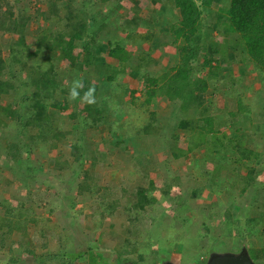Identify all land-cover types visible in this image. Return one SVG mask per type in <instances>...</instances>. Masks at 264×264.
<instances>
[{
	"label": "rangeland",
	"instance_id": "374dc122",
	"mask_svg": "<svg viewBox=\"0 0 264 264\" xmlns=\"http://www.w3.org/2000/svg\"><path fill=\"white\" fill-rule=\"evenodd\" d=\"M49 1L37 0L35 7L47 9L50 6L47 5ZM21 2L25 3L27 0ZM229 2L230 0H215L209 12L202 8L204 16L209 17L216 11L223 13ZM161 6H164L165 12ZM170 8L169 0H160L155 5L150 0H139L137 5L127 1L108 4L91 2L90 13L99 14L98 24L103 23L108 27V30L105 28L107 32L103 41L118 42L126 50L123 62L115 66L101 65L102 72L94 69V66L87 67L81 77L76 74L72 64L57 56L56 51L43 52L42 56L33 59H25L23 56L18 63L12 57H8L6 61L12 70L10 76L15 82L10 93L0 95V105L12 109L14 114L0 113V223L8 218V212L5 214L7 208H12V213H18L21 207L30 209L39 223L37 227L29 225V233L32 234L38 229L44 230L45 220L49 224L48 227L57 233L50 238L49 244L53 248L58 247L59 243L63 244L61 252L66 254L61 257L72 256L70 264H204L209 254L214 251L235 254L241 249L259 252L264 250V77L243 52H237L236 58L231 59L236 62V73L233 72L232 62L228 61L215 69L216 75L213 79L218 87L224 83L222 88L230 96L239 98V103L246 111L236 110L235 99L234 102L227 100L228 98L221 97L212 88H207L205 98L207 101H219L222 98L220 101H225L228 105L227 109L218 112L225 113L219 115L215 132L237 140L241 138V134L249 143L248 147L262 156L258 162L249 163L257 164V167H254L259 174L254 175L256 180L246 195L239 194L231 184L237 174H240L239 178H244L247 174L245 168L234 167L231 162L218 157L212 160L207 158L209 155L202 146L192 150L185 157L172 156L178 148L187 147L188 133L176 128L174 120L164 113L162 104L167 101L161 98V95L157 97L153 103L154 109L151 110L157 112L158 119H162L159 135L136 134V131L153 117L146 111L145 103H142L147 97L146 79H158L161 83L174 73V66L178 64L176 45L168 28L174 18ZM131 18L146 23L141 24L139 31L151 34L149 42L125 38L127 29L124 30V22ZM41 25H44L43 21ZM33 30H36V25L29 23L26 34L30 37L31 44ZM12 37L10 34L2 36L1 41L5 49ZM100 37L99 34L97 40ZM212 38L216 43L222 41L221 36L216 33ZM31 46L30 49H33ZM78 46L79 50L82 45ZM105 53L101 52L102 55ZM201 55L200 50L199 61L202 59ZM3 58L6 59L5 56ZM55 58L59 59L57 68L64 79L65 89H69L74 78L82 79L84 86L89 83L99 85L98 103L106 104L109 112L113 113H108L111 121L108 127L82 129L80 119L84 113L82 114L80 109L87 104L81 103L80 100L69 101L68 92L51 99L43 98L40 103H32L27 98L33 90L28 75L37 64L45 69L50 64L47 60L52 61ZM22 63H26L23 70L19 67ZM198 75L187 72L184 78ZM110 77L113 80L109 81ZM130 90L135 91L133 97H136V102L142 104L136 107L132 104ZM101 98L107 101L103 102L104 99ZM54 102L59 105L66 103L67 109H54L51 107ZM39 110L45 111L53 122L61 125L65 131L72 132L56 149L44 147L29 137L36 133L37 129L22 127L24 122L32 119L34 113ZM227 111L231 113L227 115ZM251 118L252 123L249 122ZM80 137L83 138L82 143L87 142V139L95 141L88 153L91 159L96 157L102 166L99 172L103 173V180L100 182L106 185L103 187L110 200H106L101 206L115 210L116 204L119 208L114 215L107 214L103 217H100L97 209L90 213L93 218L88 221L84 219V214H87L85 211L79 215L76 224H67L68 218L64 220L63 227H60L58 218L61 214L63 219L62 211L67 210L68 217L71 210H83L82 203L77 199L75 186L87 170H81L79 164L68 163L70 166L67 169L59 171L50 167V164L55 160H68L69 145L80 142ZM12 141L20 144L21 155L18 156V163L5 158L6 145ZM45 173L49 175L47 182L43 181ZM176 175L183 177V183L180 187H172L168 192L169 197L177 198L176 201H173V204H161L163 219L171 218L169 221L172 224L163 230L168 231L170 235L165 238L162 233L163 237L158 240L155 250L142 248L139 244L130 245L123 237L116 239L112 231L113 226L121 229L129 226L124 218L128 214L124 211L126 208L132 210L133 223L142 222V227L153 230L149 224L153 220H161L158 218L160 215L156 216L154 212L157 207L160 209V205L156 202L141 210L138 203L154 195L157 201H164V181ZM210 177L216 180V184L210 185ZM150 181L154 182L155 190L150 188ZM198 189H203L202 195L192 200V192ZM55 197L57 200L51 204ZM150 216L152 217L149 219ZM105 222H112L113 225L108 227ZM134 231L132 233L137 234ZM4 232L6 228H0V245L3 246L0 247V264H7L6 261L11 257L17 258L18 264H36L38 257L27 254L25 244L20 242L18 237L2 236ZM130 236L135 237L134 234ZM214 241L218 248L213 251L210 246ZM196 243L202 246V252L194 247ZM9 248L13 249V253L9 254ZM140 255L142 258H139ZM248 255L255 264H264V253H261L260 257L255 255V258L250 253Z\"/></svg>",
	"mask_w": 264,
	"mask_h": 264
},
{
	"label": "trees",
	"instance_id": "16d2710c",
	"mask_svg": "<svg viewBox=\"0 0 264 264\" xmlns=\"http://www.w3.org/2000/svg\"><path fill=\"white\" fill-rule=\"evenodd\" d=\"M36 1L27 0V2L22 3L21 0H0V95L10 93L14 87L15 81L10 76L12 70L9 69L10 65L6 63L8 57H12L18 63L24 58L23 56H25V59H33L42 56L43 52L51 53L56 51L57 56L72 64L73 69L77 71L76 74L81 77H83L82 73L87 67L94 66V69L97 68L99 72H102V69H100L101 65L105 66L108 64L115 66L124 61L126 50L118 42L103 41L104 35L107 32L105 28L108 30V27L103 23L98 24L97 16L99 14H91L89 5L93 1H99L102 4L127 1L137 5L139 0H50L47 3L50 6L47 9L35 7ZM214 1L169 0L171 5L170 10L173 11L174 18L171 20L168 28L173 35V41L176 45L178 64L174 66V73L161 83L158 79H146L147 97L142 103H145L147 106L146 111L150 112L153 117L140 130H137L136 134L145 136L159 135L162 119H158L157 112L151 110L154 109L153 103L161 95V98H165L167 101L162 104L164 113L174 120L176 128L188 133L187 147L185 149L178 148V151L172 153V156L174 158L185 157L192 150L202 146L209 155L207 158L212 160L214 157H218L231 162L234 167L245 168L247 174L244 175V178L240 177V179V174H237L231 184H233V187L237 189L239 194L246 195L253 181L256 180L254 175L259 174V171H256L255 168L257 164H254V162H258L262 156L248 147L249 143L241 134L239 135L241 138L237 140L215 132V123L219 115L222 116L225 113L223 111L218 114V112L227 109L228 105L225 101H220L222 98L219 101H207L205 92L207 88H212L221 97L228 98L227 100L230 99L234 102L235 99V103H237L236 110L246 111L239 103V98L230 96L222 88L224 83L223 86L219 85L218 87L213 78L216 75L215 69L228 61L232 62L233 72L236 73L238 71L235 65L236 62L233 61V58H236L237 52H243L248 61L264 77V0H230L227 9L223 13L216 11L211 13L209 17L204 16L202 8L209 12V8ZM150 2L155 5L160 0H150ZM163 8L164 6H161V9ZM163 12H165V9H163ZM86 13H89V15ZM42 21L44 25H41ZM29 23L36 25V30H33L34 33L31 37L33 44L30 43V37L26 34ZM141 24L145 25L146 23L136 18L127 19L124 22V30L127 29L125 38L131 41L149 42L151 34L139 31ZM214 33L221 36V42L216 43L214 41L212 38ZM6 34L13 35L10 44L7 45V49L4 48L1 41L2 36ZM99 34L101 37L97 40ZM78 44L82 45L79 50ZM30 45H32L33 49H30ZM200 50L202 51V59L199 61ZM102 51L106 52L105 55L101 54ZM49 59L51 60V58ZM49 59L47 60L50 63L49 66L42 69L36 63V67L27 77L33 88L31 96L27 98L32 103H40L43 98L51 99L53 96L64 95L68 92L65 89L64 79L57 68L59 59L55 58L52 61ZM25 65L26 63L20 64V69L23 70ZM187 72H194L199 75L185 79L184 74ZM111 78H109V81L113 80ZM90 86L95 88L96 103L93 105H83L80 109V112L84 113V116L82 115L80 119L81 128L102 127L105 129L111 123L108 113L110 115H113V113L109 112L106 104L100 105L98 103L97 91L100 88L98 84H86L84 89L81 90V95ZM134 92V90H130L131 102L136 107L142 103L136 102V97H133ZM101 99L103 100L104 98ZM51 107L64 111L67 109V104L59 105L54 102L51 104ZM0 113L12 115L14 111L0 105ZM228 113L230 114L231 111L226 112L227 115ZM249 122L252 123V118L249 119ZM57 124L53 122L45 111L39 110L34 113L32 119L26 120L22 127L23 129H37L36 133H34L35 135L33 134L29 137L37 140L44 147L56 149L72 135L71 131H65L61 125ZM174 138L176 139V137ZM79 139L81 140L80 142H73L69 145L68 160H55L53 164H50V167L52 166L59 171L67 169L71 163L79 164L81 170H84L83 168L87 170V173L82 176V179H79L75 186L76 196H78V201L82 203L83 210L79 209L80 211L74 212L71 210L70 213L68 212V217L66 216L67 210L62 211L63 219H61V214L60 218H58V224H61L60 227H63L62 224H65L63 223L64 220L68 218L67 224H76L79 215L85 211H87V214H84V219L88 221L93 218L90 213H94L97 209L99 210L98 214L100 217H103L107 214L108 216L114 215L115 211L119 208L116 204L115 210L101 206L109 199L106 195V189L103 187L106 185H102L100 182V180H103V173L100 174L99 172L102 166L96 157L91 159L88 153L93 148L95 141L87 139V142L82 143L83 138L80 137ZM5 150V158L18 163V156L21 155L20 144L12 141L6 145ZM251 161L254 162L250 165ZM48 178V173H45L43 181L47 182ZM182 183V176L168 177L164 181V186H162L165 189L162 191V199L164 201H157L154 195V197L149 196L147 200L138 203V207L141 210H144L146 206L154 205L156 202L160 205V209L157 207V210L154 212L156 216L160 215L158 218L161 220H153L149 224L153 230L142 227V222L137 221V223H133L132 210L126 208L124 211L128 212V214H124V218L130 228L124 227L121 229L114 225L112 228L114 237L116 239L123 237L130 245L139 244L142 248L147 247L149 250H155L162 233L165 238L170 235L168 231L163 230L172 224L169 221L170 217L163 219L161 204L164 202H172L173 204V201H176L177 198L169 197L168 192L172 187H180ZM209 183L212 186L216 184V180L210 177ZM149 184L152 190L156 189L153 181H150ZM202 192L203 189L194 190L191 194L192 200L201 196ZM55 200H57L56 197L51 200V204ZM116 202L115 200L114 203ZM60 210L58 209V211ZM11 211L12 208H7L5 214L8 212L10 216L8 215V218L2 221V224L0 223L1 229L6 228V232L2 233V236L14 235V237H18L20 242L25 244L27 248L26 253L30 256L38 257L36 264H47L48 262L70 264V261L73 260L72 256L66 255V258L61 257V255L66 254L61 252L64 247L63 244L59 243L58 247L55 248L49 244L50 238L56 236L57 233L56 230H51L48 227L49 224L45 220L43 221L44 230H34L30 234L28 231L29 225L37 227L39 223L33 217L30 209L21 207L18 213H12ZM105 224L108 227L113 225L112 222H105ZM133 231L137 234L132 233ZM132 234L135 237H131L130 235ZM131 239H134V241ZM215 242L210 246V249L213 251L218 248ZM0 247L2 248L3 246L0 245ZM194 247L199 248L200 252L203 251L202 246H198L197 243ZM9 250V254L13 253L12 248H9ZM241 250H237V252ZM247 252L255 258V255L260 257L261 253H264V250L260 252L250 250ZM158 253L160 252L158 251ZM214 253L216 252L214 251L211 254ZM224 253L229 252L224 251ZM139 258H142V256L140 255ZM6 263L18 264L19 260L11 257Z\"/></svg>",
	"mask_w": 264,
	"mask_h": 264
},
{
	"label": "clouds",
	"instance_id": "9594fccd",
	"mask_svg": "<svg viewBox=\"0 0 264 264\" xmlns=\"http://www.w3.org/2000/svg\"><path fill=\"white\" fill-rule=\"evenodd\" d=\"M82 89H84L83 80L80 78H74L71 81L70 87L68 89V100L69 101L80 100L81 103L88 105L95 104L96 103L95 88L90 86L87 88V90L83 91V95H81ZM245 251L247 252V250Z\"/></svg>",
	"mask_w": 264,
	"mask_h": 264
},
{
	"label": "water",
	"instance_id": "95a60500",
	"mask_svg": "<svg viewBox=\"0 0 264 264\" xmlns=\"http://www.w3.org/2000/svg\"><path fill=\"white\" fill-rule=\"evenodd\" d=\"M205 264H255L243 249L238 253L211 254Z\"/></svg>",
	"mask_w": 264,
	"mask_h": 264
},
{
	"label": "crops",
	"instance_id": "0c3cea01",
	"mask_svg": "<svg viewBox=\"0 0 264 264\" xmlns=\"http://www.w3.org/2000/svg\"><path fill=\"white\" fill-rule=\"evenodd\" d=\"M256 264H259V263L256 262Z\"/></svg>",
	"mask_w": 264,
	"mask_h": 264
}]
</instances>
